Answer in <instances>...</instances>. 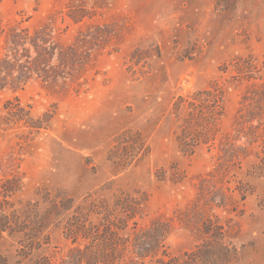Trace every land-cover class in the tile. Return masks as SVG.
<instances>
[{
  "label": "rangeland",
  "instance_id": "1",
  "mask_svg": "<svg viewBox=\"0 0 264 264\" xmlns=\"http://www.w3.org/2000/svg\"><path fill=\"white\" fill-rule=\"evenodd\" d=\"M12 27L39 31L52 49L22 88L0 89V182L19 187L11 203L43 212L47 196L123 191L140 200L143 230L163 228L155 256L131 264L213 242L208 220L234 253L227 264H264V0H0V31ZM205 90L219 97L212 116ZM184 131L214 140L186 151ZM138 135L145 148L127 164L123 141ZM46 233L26 258L20 235L5 233L0 254L74 264L60 228Z\"/></svg>",
  "mask_w": 264,
  "mask_h": 264
},
{
  "label": "trees",
  "instance_id": "2",
  "mask_svg": "<svg viewBox=\"0 0 264 264\" xmlns=\"http://www.w3.org/2000/svg\"><path fill=\"white\" fill-rule=\"evenodd\" d=\"M38 32L35 31V35H31L27 28L12 27L8 31L1 29L0 36H4V44L3 50H0V89L22 88L32 78L33 73L37 72L36 64L39 66L49 61V56L45 57V54L51 53L52 46L48 49L49 46H46L48 40L45 37L44 39L38 37ZM31 48L35 52L34 57L31 55ZM56 76L63 75L57 73ZM204 94L207 96L204 99L207 111L212 116L217 110L219 97L211 90H205ZM189 105L194 106V102H190ZM189 115L196 117L191 111ZM183 135L186 136L183 147L190 152L200 142L206 144L214 140L208 137L198 139L194 136L187 139L185 131ZM126 138L123 141L125 143L123 148H133L130 155L126 150L124 153L128 159L126 163L129 164L145 146L139 135ZM260 161L264 163V148ZM18 189V183L14 179L0 182V238L5 233L20 235L18 254L23 258H26L33 249L49 243L50 238L46 229L50 224L58 226L63 236L73 245L70 249L72 256H69L68 262L74 264H118L126 257L129 261L124 264H131L134 258L142 260L148 256L154 257L155 251L161 245L163 228L153 225L149 231L143 230L139 224V218L142 217L140 200L123 191L112 193L109 197L89 196L82 201H76L67 195L47 196L43 199L47 206L40 212L37 202L17 207L8 200V197ZM212 223L211 220L204 222L203 232L211 235L213 242L204 240L181 256L164 254L155 259L150 258L148 264H227L233 259L234 253H230L228 245L217 241L218 235L222 233L221 227ZM0 264H9L1 254ZM32 264L54 263L49 256L42 255Z\"/></svg>",
  "mask_w": 264,
  "mask_h": 264
}]
</instances>
